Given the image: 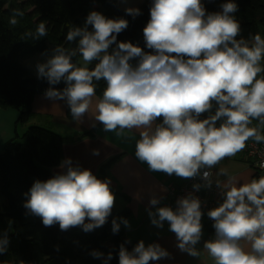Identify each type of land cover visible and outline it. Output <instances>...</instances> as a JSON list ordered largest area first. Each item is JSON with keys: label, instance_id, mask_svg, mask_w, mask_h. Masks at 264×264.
Returning a JSON list of instances; mask_svg holds the SVG:
<instances>
[{"label": "clouds", "instance_id": "1", "mask_svg": "<svg viewBox=\"0 0 264 264\" xmlns=\"http://www.w3.org/2000/svg\"><path fill=\"white\" fill-rule=\"evenodd\" d=\"M220 9L208 12L202 0H151L143 48L118 41L127 19L92 10L82 26L66 34L75 49L56 46L42 53L46 60L36 64L37 78L49 84L45 98L63 101L74 120H83L95 98L92 119L104 131H139L135 156L149 172L199 178L201 183L192 184L193 192L176 199L175 208L161 206L164 197L156 194L150 195L145 208L150 223L159 229L167 223L176 247L193 257L199 255L196 245L203 237L205 215L193 193L210 189V170L244 150L247 141L264 143V134L249 126L253 120L264 124V38L257 33L250 42L241 36L235 0H227ZM124 11L133 18L141 15L138 7ZM46 35L45 24H39L35 38ZM77 55L83 66L73 62ZM101 80L106 87L96 98L94 82ZM61 82L62 89L55 87ZM59 167L62 171L35 180L24 193L27 214L39 217L45 227L58 224L61 231L80 227L88 233L105 225L116 203L111 181L73 165L71 158ZM220 174L227 177L216 182L222 200L206 212L214 238L204 240L203 249L214 264H264V176L240 182L226 169ZM121 225L131 229L127 218L113 217L112 233H119ZM126 243L130 241L119 247V264H150L171 256L156 242L146 245L141 239L131 251ZM9 244L8 234L0 233V254ZM90 254L103 258V264L113 258L111 252Z\"/></svg>", "mask_w": 264, "mask_h": 264}, {"label": "trees", "instance_id": "2", "mask_svg": "<svg viewBox=\"0 0 264 264\" xmlns=\"http://www.w3.org/2000/svg\"><path fill=\"white\" fill-rule=\"evenodd\" d=\"M202 2L208 12H217L227 0ZM235 3L238 11L234 15L240 23L241 36L251 42V36L264 31V0H235ZM150 5L151 0H144L137 6L141 15L133 18L125 13L118 0H0V107L18 109V125L32 121L34 98L45 93L49 84L38 79L22 63L21 57L45 53L56 46L75 49L76 44L69 43L66 34L74 26H82L92 10L108 18L127 19L128 27L118 35V41H130L143 48V28L150 19ZM12 18L16 19L15 24L10 23ZM41 23L45 24L47 35L37 40L35 32ZM81 58L77 55L72 60L78 62ZM95 63L88 65L89 69H93ZM94 83L101 98L105 82ZM64 86L61 82L55 87ZM68 116L73 118L69 109ZM63 144L61 134L31 124L6 142L0 154V233L8 234L10 244L7 251L0 254V264H103V258L90 254L93 250L105 256L111 252L113 258L109 264H119L120 245L130 241L125 247L131 251L138 243L130 239L123 225L119 233L111 231L112 218H128L131 213L128 208L114 207L108 222L88 233L80 227L67 231H61L58 224L45 227L39 217L27 214L23 207L24 193L35 180H47L54 175L52 167L63 159ZM96 176L108 179L105 175Z\"/></svg>", "mask_w": 264, "mask_h": 264}, {"label": "crops", "instance_id": "3", "mask_svg": "<svg viewBox=\"0 0 264 264\" xmlns=\"http://www.w3.org/2000/svg\"><path fill=\"white\" fill-rule=\"evenodd\" d=\"M143 1L127 0L124 3L118 0L122 9L137 7ZM28 67L37 76L36 69L30 64ZM96 98H99L98 95ZM94 105L95 98L93 108L82 121H77L68 116V107L63 101L52 102L45 98L44 93H40L35 96L33 102L34 118L30 123L21 125V128L18 125L20 111L14 107H0V154L6 142L16 137L17 131H24L29 124L54 130L64 138L62 161L71 158L73 165L78 164L82 168L90 169L95 175H105L111 181V189L116 196L115 207L128 208L131 212L127 218L131 223V229H127L130 239L138 242L142 239L146 245L159 243L171 254L169 258L153 261L150 264H214L212 258L203 249L204 240L214 238L213 223L204 216L203 237L200 244L196 245L199 255L193 257L176 247L175 234L168 230L167 223L163 229L154 227L145 211L151 194L163 196L161 206H164L168 184L184 183L187 179L168 176L162 172H149L147 164L140 162L135 156L136 141L140 138L139 131H104L103 126L98 127L99 123L92 119ZM249 126L257 128L261 134H264V124L258 120H253ZM94 149L99 150V155H93ZM60 164L52 167L54 174L62 171ZM221 169H226L229 175L236 177L240 182L264 176V173L257 172L244 150L233 157L225 158L212 168L210 171L213 181L223 183L227 179L220 174ZM137 196L141 199L137 200L135 198ZM213 199L219 203L222 197L220 194H215Z\"/></svg>", "mask_w": 264, "mask_h": 264}, {"label": "built area", "instance_id": "4", "mask_svg": "<svg viewBox=\"0 0 264 264\" xmlns=\"http://www.w3.org/2000/svg\"><path fill=\"white\" fill-rule=\"evenodd\" d=\"M246 155L252 161L253 166L256 168L258 173H264V143H257L254 140L250 139L247 141L246 147L244 148ZM212 173V172H211ZM213 181V177L211 176ZM201 183L199 178L196 180H187L184 183H170L167 186V193L164 205H169L175 208V201L178 197L187 195L190 192H193L192 184ZM195 196H198L202 202V208L205 213L204 217L211 223L212 220L207 217L206 212L217 206L218 202L213 199V195L220 194V189L216 187V182L213 181V185L210 189L202 188L199 192L193 193Z\"/></svg>", "mask_w": 264, "mask_h": 264}, {"label": "rangeland", "instance_id": "5", "mask_svg": "<svg viewBox=\"0 0 264 264\" xmlns=\"http://www.w3.org/2000/svg\"><path fill=\"white\" fill-rule=\"evenodd\" d=\"M262 36V38H264V31L262 30V33L260 34ZM47 56L46 55H42V53H35L32 55H25L21 57V61L22 63H24L25 65L29 64L32 66V68L36 69V64L38 62H43L44 60H46ZM41 60V61H40ZM263 62L264 60L261 61V65L263 67ZM78 66H83V62H82V58L78 61L75 62ZM262 75V73H261ZM21 128V125H20Z\"/></svg>", "mask_w": 264, "mask_h": 264}]
</instances>
